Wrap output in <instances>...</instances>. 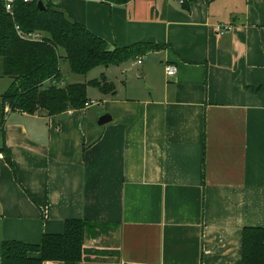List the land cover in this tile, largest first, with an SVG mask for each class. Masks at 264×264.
<instances>
[{
  "label": "crops",
  "instance_id": "obj_1",
  "mask_svg": "<svg viewBox=\"0 0 264 264\" xmlns=\"http://www.w3.org/2000/svg\"><path fill=\"white\" fill-rule=\"evenodd\" d=\"M42 1L111 49H160L114 66L131 64L129 82L119 95L106 76L101 110L12 111L7 80L0 264L4 242L38 245L71 220L115 234L118 264H243L244 229L264 228V0Z\"/></svg>",
  "mask_w": 264,
  "mask_h": 264
},
{
  "label": "trees",
  "instance_id": "obj_2",
  "mask_svg": "<svg viewBox=\"0 0 264 264\" xmlns=\"http://www.w3.org/2000/svg\"><path fill=\"white\" fill-rule=\"evenodd\" d=\"M101 1L121 6L131 0ZM37 3L38 0H17L13 13H7L4 0H0V66L2 76L10 81L2 99L12 111L58 117L69 110H83L89 103V84L104 94L114 91V86L105 75L89 84H66L63 65L67 64L73 75L86 76L97 67L120 66L160 49L145 43L111 49L107 41L72 21L63 10L45 3L46 9L41 11ZM16 26L23 33L44 37L40 41L24 40ZM6 158L10 162L8 154ZM101 226L104 225L71 220L66 221L62 234L45 235L38 245L6 241L2 245V264H81L89 257L87 239L96 240L108 232L103 229L91 234ZM243 264H264V228L244 229Z\"/></svg>",
  "mask_w": 264,
  "mask_h": 264
},
{
  "label": "rangeland",
  "instance_id": "obj_3",
  "mask_svg": "<svg viewBox=\"0 0 264 264\" xmlns=\"http://www.w3.org/2000/svg\"><path fill=\"white\" fill-rule=\"evenodd\" d=\"M43 2H44V4L47 3L45 1H43ZM41 36H42V38L44 37V35H41ZM150 59H153V58H150ZM130 67H131V64H129V63L124 65L121 69L116 68L114 66H111L110 69H108V70H105V68H103V67H97V68L93 69L92 71H90L86 76H76V75L71 74L70 68L67 64L63 65L62 70L68 79V80H65L66 84L68 82L69 83H88L89 84V82H91V81L100 80L101 74L104 73L105 76H108L112 79L115 86L117 87V89L114 92H117L119 90V95H121L122 93H124L125 88L128 85L127 83L129 82V73L128 74H122V70H125L126 68H130ZM67 69H69L68 70V76H67V72H66ZM132 69L138 70L141 68H140V66H135ZM7 80H8L7 78L2 77V68L0 66V93L8 85ZM121 81H124V82H121ZM101 99H103L101 91L97 87L89 84V86H88V100H89V104L92 105L91 111L101 110V108H102ZM103 229H104L103 227L102 228L98 227L96 230H93V232L91 234L99 233V231H103ZM105 229L107 231V228H105ZM98 235H100V234H98ZM98 239H100L101 242ZM110 240H113V242ZM92 241H94V243L100 242V245H102V248H103V245H105V247H107L108 249H97L99 246H97V244H95L93 246V248L87 250V253H88L87 255H89V257L87 256V259H89L91 257V255H93L95 253V258L93 260L95 262V264H118V256L116 255V253H117V249L119 247V242H118L119 240L117 239V236H115V234H113V235H108V234L102 235V236H100V238H97L96 240H91V238L87 239V243L92 244L93 243Z\"/></svg>",
  "mask_w": 264,
  "mask_h": 264
},
{
  "label": "built area",
  "instance_id": "obj_4",
  "mask_svg": "<svg viewBox=\"0 0 264 264\" xmlns=\"http://www.w3.org/2000/svg\"><path fill=\"white\" fill-rule=\"evenodd\" d=\"M17 0H4L5 10L7 13H13L14 5ZM33 0H23L24 3L32 2ZM183 2V1H182ZM216 30L220 34H225L231 30L230 26H222L218 25L216 27ZM16 31L18 32L19 36L24 40H30V41H40L42 40V36L38 33H23L19 26H16ZM144 57H137L135 58L134 62L137 65H141L143 63ZM167 74L169 77H173L177 74V68L174 66L167 68ZM59 85V84H58ZM90 106V104H86V107ZM0 159H3V155L0 154Z\"/></svg>",
  "mask_w": 264,
  "mask_h": 264
},
{
  "label": "water",
  "instance_id": "obj_5",
  "mask_svg": "<svg viewBox=\"0 0 264 264\" xmlns=\"http://www.w3.org/2000/svg\"><path fill=\"white\" fill-rule=\"evenodd\" d=\"M37 5H38V8L41 11L46 9V6H45V4H44V2L42 0H38ZM111 121H112V117L109 114H105L99 119L98 125L99 126H104V125L108 124Z\"/></svg>",
  "mask_w": 264,
  "mask_h": 264
}]
</instances>
